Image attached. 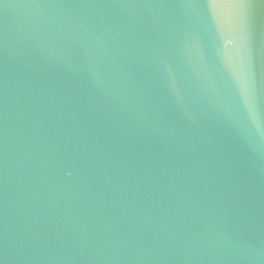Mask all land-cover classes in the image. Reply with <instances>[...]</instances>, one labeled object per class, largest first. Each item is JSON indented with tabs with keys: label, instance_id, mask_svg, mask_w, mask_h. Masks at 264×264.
I'll list each match as a JSON object with an SVG mask.
<instances>
[{
	"label": "water",
	"instance_id": "water-1",
	"mask_svg": "<svg viewBox=\"0 0 264 264\" xmlns=\"http://www.w3.org/2000/svg\"><path fill=\"white\" fill-rule=\"evenodd\" d=\"M0 264H264V0H0Z\"/></svg>",
	"mask_w": 264,
	"mask_h": 264
}]
</instances>
